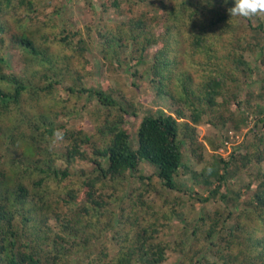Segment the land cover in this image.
<instances>
[{
    "label": "trees",
    "instance_id": "1",
    "mask_svg": "<svg viewBox=\"0 0 264 264\" xmlns=\"http://www.w3.org/2000/svg\"><path fill=\"white\" fill-rule=\"evenodd\" d=\"M111 3L113 12L121 16L122 1ZM33 4L31 0H0V19L9 10L23 6L26 13H34ZM97 6H91L93 16ZM231 7L234 0H175L165 5L167 19L162 33L172 40L173 47H181L179 37L188 38L189 49L184 51L192 71L182 66L180 74L172 76L174 60L165 54V45L152 54L146 72L152 76L153 90L163 107L140 117L135 125V147L127 120L139 117L141 98L130 101L116 98L90 81L98 78L94 72L98 64L118 67L119 60H129L131 44H138L136 64L143 66L145 49L161 43V34L147 31L150 17L117 19L116 29L108 33L98 28L97 53L102 62L97 65L86 61L88 51L83 48L92 24L99 25L96 21L85 24L86 39L78 41L82 46L75 61H70L73 59L68 58L65 48L61 50L62 57L51 55L43 47L44 33H40L39 43L36 37L39 31H29L22 20L20 24L14 20L7 44L10 24L0 21V168H9L0 170L1 264H166L171 254L176 255L171 264H264V171L261 170L264 134L258 128L264 111L257 109L260 117L249 129L247 154L234 151L227 162L221 160L222 171L213 168L215 162L209 174L206 170L209 164L201 163L205 168L200 170L188 167L182 160L183 151H187V156L203 161L204 145L196 131L201 122L222 131L230 127L237 131L249 124L250 89L255 78H248L255 67L246 62L244 54H256L257 62L264 63V16L241 17L246 21L243 25L237 21L239 17H230L227 10ZM248 27L250 31H258L253 42L247 35L239 36ZM225 34L230 35L231 42L215 47ZM67 39L66 35L61 42L69 46L71 41ZM2 46L18 53L29 77L6 72L10 65L1 54ZM174 55L177 57L179 53ZM237 74L239 78H232ZM201 78L202 82L194 88L195 80ZM40 82V86L34 84ZM73 97L87 98L105 114L94 126V135L63 129L66 142L65 153L60 155L63 163L52 167L50 152L44 146L50 145L53 133L60 129L55 122L60 113L56 115L47 106L52 103L57 107L60 102L73 101ZM42 102L49 108V115L43 113L26 120V115L35 114ZM27 105L28 110L23 111ZM66 113L74 123L78 114L73 102ZM205 140L217 150L212 143L214 137ZM17 141L29 143L22 149L25 153L21 159L10 153ZM85 147L90 148L89 153ZM77 161H88L92 167L74 174L70 168ZM143 162L155 168L158 181L169 192L164 198L160 195L158 203L148 196L152 188L143 187L151 181L140 171ZM248 167L256 170L255 186L247 183L246 188L253 190L248 200L240 204L237 200L243 196H228L225 182L229 168L239 172ZM204 172L202 179L197 173ZM185 174L203 183L204 187L198 185L206 190L205 196L192 193L191 188L179 183ZM145 180L148 181L142 183ZM51 182L57 190L47 191ZM108 183L111 193L107 195L104 187ZM222 187L226 193L219 195ZM218 198L227 208L225 213L200 212L197 219L187 223L183 217L187 203L194 208L195 203L204 206L210 201L218 202ZM21 202L31 204L35 214L31 216L29 210L25 215L19 207ZM174 218L179 219L181 227L168 231L167 222ZM49 220L55 222L56 229L46 237L42 224Z\"/></svg>",
    "mask_w": 264,
    "mask_h": 264
},
{
    "label": "rangeland",
    "instance_id": "2",
    "mask_svg": "<svg viewBox=\"0 0 264 264\" xmlns=\"http://www.w3.org/2000/svg\"><path fill=\"white\" fill-rule=\"evenodd\" d=\"M34 2L33 6L35 5V12H27L25 6L16 9L15 11L9 10L6 17L1 18L0 21L10 24L7 32V41L8 44L10 42L11 32L14 29V25L17 22L18 24L22 22L26 25L29 31H39L36 34L37 41L41 43L40 33H44L43 37H46V42L43 44V47L47 48L46 51H49L51 55H57L62 57V48L67 49L66 55L68 58L73 59L70 61H75V56L77 54V50L79 46H82L80 39H86V28L85 24L91 23L96 21L99 25L92 24V29L89 31V35L87 32L88 43L85 48L87 52L86 61L91 63L102 62L98 60V53H97V43L100 38L97 29H101L103 32L108 33L109 31H114L116 29V22L118 20L125 19L127 21L131 16L133 17H150V25L146 26L147 31L153 33V35H160L161 34V43L157 46H151L146 48L143 54L144 63L143 66H138L136 64V59L138 54L136 53L137 43L132 46V44L128 47L130 48V59H121L118 61L119 66L117 67L115 64L113 66L109 64H104L103 62L98 64L97 67H94V72L97 79L92 78L91 83H94L99 88L109 91L114 97L121 98L130 101L133 98L135 100H140L141 98V105L140 109L141 113L138 118L132 119L129 118L127 120L128 132L131 135V141L133 146H136V127L135 125L139 123L140 117L145 112H155L159 107H163V102L156 97L155 91L153 90L152 76L150 73L146 72V69L151 62L152 54L156 52L159 47L165 45V54L168 58L174 60L173 72L172 76H177L183 70V67H186L187 70L192 71L190 67V62L187 56H185V51L187 52L189 49L188 46V38L187 37H179V42L181 47H173L172 40L168 39V36H165L163 32V23L167 19V11H165V5L169 3L175 2V0H120L122 1V5L124 8V12L121 16H117L112 10V3L113 0H31ZM99 5L95 9V16H93L92 12V5ZM162 7H161V6ZM101 6L103 8H101ZM105 8V9H104ZM32 13V14H30ZM114 17V18H113ZM112 19V20H111ZM14 20L16 21L14 23ZM240 24L246 25V21L243 20L241 17L237 19ZM255 22L251 23L254 26ZM251 28L248 27L247 32L245 34L239 33L240 37H244L247 35L248 38H252L251 41L253 42L255 37L257 36L258 31H250ZM78 34H76V33ZM235 30L232 31V36ZM68 37V41H71V44L68 46L65 43L61 42V38L66 36ZM74 35V36H73ZM230 35L225 34L223 37L219 38V43L215 45L222 46L225 43L231 42L229 39ZM79 41V42H78ZM6 46V44H4ZM2 46L1 54L5 55L7 61L9 62L10 68L6 72H13L19 74L21 77L26 76L29 77V73L27 70L24 69V65L20 60V57L16 51L11 50L8 46L7 48ZM42 47V46H41ZM72 50H70L71 48ZM77 49H76V48ZM69 48V49H68ZM182 48V49H181ZM185 50V51H184ZM136 51V52H135ZM174 53H179L177 57H175ZM244 58L246 62H250L253 68V73L248 78L249 80H253L251 84V92H252V99H251V107L252 114L249 115V124L246 128H242L240 130H234L231 127L229 129H223V131L217 127L212 126L211 124L201 122L199 125L196 126V131L198 133V139L204 145V149L202 150V162H199L193 157L187 156V151H183L182 160L186 162V165L191 168H198L201 163L209 164L208 166L215 165L213 168H222V161L227 162L230 156L234 153L237 154H247L245 150V146L248 144L249 140L251 139V131L250 128L253 127V121H257V118L260 117L257 114V109L261 108L264 111V63H258L259 60L256 54L247 53L245 52ZM54 57V56H52ZM85 61V62H86ZM34 66V65H33ZM183 66V67H182ZM256 66H259L256 70ZM15 67V68H14ZM69 68V67H68ZM38 72H42L41 67L36 68ZM228 71V70H227ZM194 72V71H193ZM207 72H204L206 76ZM204 76V77H205ZM203 77V78H204ZM240 75H234L232 78H239ZM196 79L194 82V88H196L201 82L202 79ZM39 79V78H37ZM37 86L41 85L40 83H34ZM254 84V85H253ZM58 89H56L55 93L59 94ZM246 95L245 90H243L242 97ZM59 99L65 98L59 96ZM221 100V98H217V101ZM73 102L74 111L77 112V117L75 118V122L68 118L66 112L71 109ZM29 105L22 108L23 111H27ZM42 102L41 107L37 110L35 114H27L26 120L30 117H38L43 113H47V110L51 107L57 113H60L55 118V122L59 125L60 130L72 128L75 130H83L89 135L95 134L94 126L101 122L103 119L102 114L105 112L101 109H98L94 103L88 100L85 97H73V101L70 99L67 102H60L58 106H54L52 103H48V106ZM62 107H65L63 109ZM249 109V110H250ZM17 115V114H16ZM49 115V114H48ZM51 117V116H50ZM54 123V122H53ZM262 124H259L258 128L262 129L264 134V118L261 121ZM55 125V124H54ZM257 129V128H256ZM205 137H214V141L212 142L216 145V149L214 150L210 144H208L205 140ZM95 140L98 141L97 137ZM0 141H2L0 139ZM199 142V143H200ZM227 145H225L224 144ZM22 141H17L11 148L12 153L15 157L21 159L22 155L25 153L22 149H25L26 146H29V143L26 142L25 145L21 144ZM65 146L66 142L61 141L59 142L55 148L50 150L49 146H44L50 152V165L53 167L55 165H59L63 163V160L60 158V155L65 153ZM86 152L89 153L90 148H84ZM35 159V158H34ZM214 159V160H212ZM212 160V161H211ZM64 166V165H63ZM62 166V167H63ZM92 167L91 163L77 161L74 165L70 168V171L74 174L79 169H86L90 170ZM262 171H264V162L261 165ZM9 168L3 166L0 168L2 171H6ZM234 168H229L230 174L227 176V180L225 182L226 188L229 191L228 196L235 198L237 194H240L241 197L237 201L242 204L243 201H247L250 197L253 187L247 189V183H253L254 175L256 170L254 168L248 167L245 170L234 172ZM201 170V169H200ZM199 170V171H200ZM140 171L143 175L148 176L151 178V181L145 180L142 183L148 181L147 185L150 186L152 189L149 191L148 196L151 200L158 203L160 201V195L166 197L169 192L164 189L161 183L158 181L155 168L146 162L140 164ZM222 171V170H221ZM221 173V172H220ZM199 174L200 178L204 179V173H197ZM233 175V178L230 176ZM1 176V175H0ZM214 179V178H213ZM2 181V178H0ZM179 183L184 186L186 185L188 188L192 190V193H199V195H206V190H204L201 186L203 183L200 181H196L193 176L190 174H185L179 178ZM26 184V183H25ZM24 184V185H25ZM200 184L201 186H199ZM136 184L135 186H137ZM217 185V183H215ZM63 186V185H62ZM142 187V188H143ZM204 187V186H203ZM209 187V186H208ZM213 188V186H210ZM226 188L222 187L219 190V195L225 194ZM57 190L56 186L51 182L49 183V189L47 191ZM105 193L108 195L111 193V186L110 183L106 184L104 187ZM177 193H173L176 195ZM219 197V196H218ZM218 202L210 201L206 203L204 206H201L199 203H195V207H190L189 203L186 204L184 208L183 217L187 220V223H191L195 219H197L200 212H212L218 210L219 212L225 213L227 208H225V204L221 202L220 198L217 199ZM228 203L232 201L227 199ZM31 204H26L21 202L19 207L22 211H24L25 215L28 214L29 210L31 211L30 215H34L35 212L31 210ZM169 225L168 231H177L180 229L181 225L179 224V219H172L171 221L167 222ZM37 229V228H36ZM56 229L55 222L53 223L52 220H49L47 223L42 224V230L46 234V237L52 233ZM169 239H172V236H169ZM172 241V240H170ZM53 253V251H51ZM176 255L171 254L168 258L166 264H171L175 261ZM1 264V262H0Z\"/></svg>",
    "mask_w": 264,
    "mask_h": 264
},
{
    "label": "clouds",
    "instance_id": "3",
    "mask_svg": "<svg viewBox=\"0 0 264 264\" xmlns=\"http://www.w3.org/2000/svg\"><path fill=\"white\" fill-rule=\"evenodd\" d=\"M230 17H258L264 16V0H234V7H231L227 10ZM64 132L60 129H57L53 133V137L51 139V143L49 145L50 150L56 147V145L63 141ZM198 168L203 170L205 166L203 164L199 165ZM207 172L210 174L212 172V168L207 167Z\"/></svg>",
    "mask_w": 264,
    "mask_h": 264
}]
</instances>
